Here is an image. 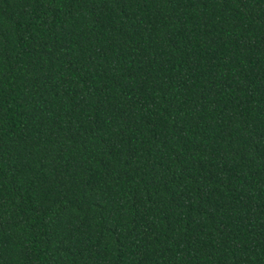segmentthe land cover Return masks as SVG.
<instances>
[{"label":"trees","instance_id":"trees-1","mask_svg":"<svg viewBox=\"0 0 264 264\" xmlns=\"http://www.w3.org/2000/svg\"><path fill=\"white\" fill-rule=\"evenodd\" d=\"M0 264H264V0H0Z\"/></svg>","mask_w":264,"mask_h":264}]
</instances>
